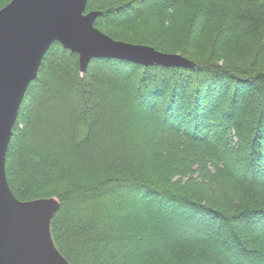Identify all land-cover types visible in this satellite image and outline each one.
Listing matches in <instances>:
<instances>
[{
  "label": "trees",
  "instance_id": "trees-1",
  "mask_svg": "<svg viewBox=\"0 0 264 264\" xmlns=\"http://www.w3.org/2000/svg\"><path fill=\"white\" fill-rule=\"evenodd\" d=\"M260 4L88 0L102 33L193 68L94 59L80 75L76 54L50 46L18 111L5 174L17 200L58 199L49 232L69 264H264ZM152 18L156 29L139 34ZM221 182L246 199L221 201L212 186Z\"/></svg>",
  "mask_w": 264,
  "mask_h": 264
},
{
  "label": "water",
  "instance_id": "water-1",
  "mask_svg": "<svg viewBox=\"0 0 264 264\" xmlns=\"http://www.w3.org/2000/svg\"><path fill=\"white\" fill-rule=\"evenodd\" d=\"M88 0H11L0 9V264H69L50 237L59 209L55 198L28 202L12 194L5 160L18 111L29 84L53 43L78 56L83 75L94 59L143 67L193 68L177 54L115 41L94 27L99 12L85 13Z\"/></svg>",
  "mask_w": 264,
  "mask_h": 264
},
{
  "label": "rangeland",
  "instance_id": "rangeland-1",
  "mask_svg": "<svg viewBox=\"0 0 264 264\" xmlns=\"http://www.w3.org/2000/svg\"><path fill=\"white\" fill-rule=\"evenodd\" d=\"M260 5H262V4H260ZM263 7H264V5H262V6H258V8H262L263 9ZM2 9V8H1ZM178 11H179V9H178ZM178 11H175V13H177ZM96 12V11H95ZM221 12H222V10H221ZM260 12V11H259ZM172 12H168L167 13V15H169V14H171ZM166 14V13H165ZM175 15V14H174ZM96 21V20H95ZM95 23V22H94ZM158 24V21L156 20V19H154V18H152V19H150L149 20V24H148V26L147 27H144V26H139L137 29H136V31L139 33V34H141V33H145V32H148V33H152L153 32V30H155L156 29V25ZM158 30V29H157ZM100 31V30H99ZM106 31H109V30H106ZM126 30H119L118 32L119 33H123V32H125ZM101 32V31H100ZM137 32H135L136 34H137ZM102 33V32H101ZM134 32H133V34H135ZM158 32H156L155 33V35H158L157 34ZM104 35H106V36H108L107 34H105V33H103ZM109 38H111L112 40H115V41H121V42H124V43H129V44H133V43H130V42H125L124 40L122 41V38H120V37H110V36H108ZM118 39V40H117ZM133 45H140V44H138V43H135V44H133ZM143 46H147V45H143ZM228 51H231L232 53H233V56L235 57L236 56V54H239V53H241V50H239V49H236L235 47L233 48L232 46L231 47H229V50ZM224 56V55H223ZM91 62V61H90ZM77 63H78V59H77ZM90 64V63H89ZM221 64H225V63H222V61H221ZM229 64V63H228ZM230 64H233V65H241V64H238V63H230ZM245 64V63H244ZM241 67H243V68H247V67H245V65H241ZM88 68V67H87ZM81 75V74H80ZM242 87V86H241ZM241 89H243L242 90V92L245 90V88H241ZM240 94V93H239ZM258 117V116H257ZM137 129V128H136ZM137 132H139V129H137ZM192 179H196V181L194 182V183H198V184H193L192 186H195V188H197V187H201V188H197V190H201L202 188H203V186L202 185H204L205 183L204 182H202L201 181V179H199L198 177H197V175L195 174L194 176H193V178ZM182 181H184L185 182V180H182ZM180 183V182H179ZM202 185H201V184ZM185 184H187V183H185ZM180 185H181V183H180ZM212 186H213V188H215V190H216V193H218V192H220L221 191V201L223 200V199H227L228 200V202H229V204H231V201L233 202V201H236V200H234V199H240L241 201H243V199L245 198L244 196V198L242 197V196H239V195H233V194H231V192L229 191L230 189L227 187V184L225 183V182H221V185L220 184H212ZM215 195V194H214ZM225 195H227V197L225 196ZM213 196V195H212ZM216 196V198H218L217 197V195H215ZM55 198V197H54ZM210 198H212V197H210ZM42 199H48V198H42ZM55 199H57V198H55ZM212 199H214L215 200V198H212ZM219 199V198H218ZM246 199V198H245ZM34 200H37V199H34ZM58 200V199H57ZM20 201V200H19ZM31 201H33V200H31ZM21 202H28V201H21ZM147 214H148V212H147V208H145V207H142L141 209H140V212H139V216L140 217H142V216H147ZM51 223V222H50ZM190 226H192V224H190ZM194 227V226H193ZM242 228H244L243 226H241Z\"/></svg>",
  "mask_w": 264,
  "mask_h": 264
}]
</instances>
